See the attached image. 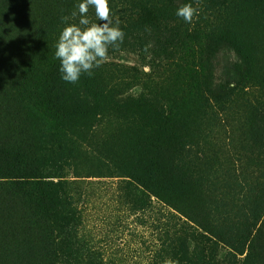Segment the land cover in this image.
<instances>
[{
    "label": "rangeland",
    "instance_id": "rangeland-1",
    "mask_svg": "<svg viewBox=\"0 0 264 264\" xmlns=\"http://www.w3.org/2000/svg\"><path fill=\"white\" fill-rule=\"evenodd\" d=\"M111 2L133 4L135 16L121 19L124 41L119 50L109 49L100 71L133 100L114 114L100 108L106 145L100 155L79 159V177L70 179L76 221L60 261L264 264V0H226L219 15H203L205 6L218 7L207 0L190 1L202 15L191 24L177 17L183 4L175 0ZM71 3L0 0V71L23 59V41L45 31L49 15L60 22L71 17L77 11ZM138 98L151 99L150 115L139 110ZM156 114L180 120V128L178 141L167 139L156 158L165 184L156 180L149 189L128 174L144 168L139 152L149 145L139 125ZM7 199L0 191V208L14 215L16 202ZM21 231L2 234L11 245L0 264H49L44 251L27 248Z\"/></svg>",
    "mask_w": 264,
    "mask_h": 264
},
{
    "label": "trees",
    "instance_id": "trees-1",
    "mask_svg": "<svg viewBox=\"0 0 264 264\" xmlns=\"http://www.w3.org/2000/svg\"><path fill=\"white\" fill-rule=\"evenodd\" d=\"M190 1L194 0H175L178 4ZM225 1L220 0L219 4H225ZM79 2L72 0L71 3L76 6L77 13ZM207 4L218 7L205 6L203 15H219L220 5L213 0H207ZM109 5L113 19L119 16L120 21L122 18L131 21L135 16L131 12L133 4L127 8L112 6V2ZM87 15L90 20L95 18L94 8L90 7ZM199 15L202 17L200 12ZM79 19L78 14L71 23L78 24ZM47 20L45 31L23 41V59L18 60L7 74L0 71V191L4 197L11 198L7 201H15L18 207L14 215L11 210L0 208V260L6 257L1 252L11 245L2 238L8 236L5 233L9 228H15L20 232L22 229L26 231L28 249L44 251L49 264H63L60 260L66 256L65 244L70 240L76 221L70 179L79 177L75 175L82 170L79 159L100 155L101 146L106 145L107 138L98 130L99 118H102L101 122L105 118L100 108L103 106L114 114L128 109V103L133 100L123 84L103 80L101 67L93 69L92 76L82 74L75 84L63 81L59 73L60 62L54 58V53L64 23L53 15H49ZM91 21L103 23L97 19ZM150 104L151 99H137L142 113L150 115ZM4 105H9L12 111L5 112ZM159 112L163 113V110ZM143 117L139 127L147 129L145 142L149 149H142L139 153L145 165L136 174L128 175L150 189L156 180L161 184L166 182L161 158H156L165 150L167 139L178 141L180 120L160 114H156V118ZM7 126L9 128H5ZM150 136L153 140L148 138ZM152 145L156 150L154 156L147 153L152 150ZM181 152V149H175L174 154L181 156ZM172 166L176 167L174 161ZM174 169L175 173L182 172L180 167Z\"/></svg>",
    "mask_w": 264,
    "mask_h": 264
},
{
    "label": "clouds",
    "instance_id": "clouds-1",
    "mask_svg": "<svg viewBox=\"0 0 264 264\" xmlns=\"http://www.w3.org/2000/svg\"><path fill=\"white\" fill-rule=\"evenodd\" d=\"M94 8L97 21L88 18L89 9ZM77 11L71 17L62 16L65 24L55 44L54 58L59 60V73L61 79L67 83L75 84L82 74L93 75V69L99 68L109 59V49L119 50L124 41L125 32L120 28V20L115 22L111 14L109 0H82L77 5ZM79 14L78 24L68 21ZM177 17L191 24L199 16V10L191 3L181 5L176 11ZM151 45H146L147 53ZM164 264H179L178 261L166 259Z\"/></svg>",
    "mask_w": 264,
    "mask_h": 264
}]
</instances>
